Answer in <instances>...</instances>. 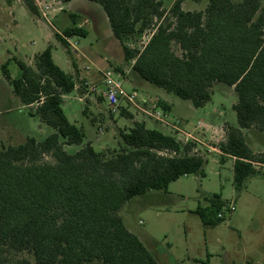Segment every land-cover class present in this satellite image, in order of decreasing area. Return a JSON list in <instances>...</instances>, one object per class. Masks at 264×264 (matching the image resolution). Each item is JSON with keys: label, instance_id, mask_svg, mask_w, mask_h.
<instances>
[{"label": "trees", "instance_id": "1", "mask_svg": "<svg viewBox=\"0 0 264 264\" xmlns=\"http://www.w3.org/2000/svg\"><path fill=\"white\" fill-rule=\"evenodd\" d=\"M88 1L102 7L120 42L154 29L143 49L123 46L125 60L134 61V71L152 85L196 108L212 100L215 83L234 87L239 127L227 128L229 140L219 149L235 158L233 183L241 192L264 166V152L254 153L242 132L264 133L262 1L210 0L200 11L184 10L183 0L169 9L162 0ZM25 4L39 14L35 0ZM70 16L73 25L56 34L68 51L66 38L88 34L78 27L79 17ZM52 50L38 55L35 67L14 58L18 79L11 78L8 62L2 68L15 95L25 106L35 105L32 115L55 132L16 146L0 142V264H33L25 254L37 264H160L120 211L137 196L167 192L183 176H204L206 159L196 143L183 144L144 122L120 131V147L111 156L85 143V132L62 106L63 96L76 89L75 78L56 64ZM66 146L82 147L71 153ZM225 205L214 194L209 208L197 213L205 224H219Z\"/></svg>", "mask_w": 264, "mask_h": 264}, {"label": "rangeland", "instance_id": "2", "mask_svg": "<svg viewBox=\"0 0 264 264\" xmlns=\"http://www.w3.org/2000/svg\"><path fill=\"white\" fill-rule=\"evenodd\" d=\"M172 1L174 0H164L165 8L171 5ZM209 1L183 0V7L186 11L205 10ZM233 1L239 3L243 0ZM261 1L264 5V0ZM15 12L17 27L13 24ZM62 17L66 20V25H72V20L67 12L62 13ZM11 18L12 20H9ZM50 19L54 26L63 28L53 20L52 16ZM0 24V37L4 34L6 38L3 44H0V77H3L1 65L9 58L11 61L8 70L12 78L18 79L21 75L20 68L12 59L14 55L18 56L15 46L23 47L24 51L31 49L34 53H38L51 43L54 44L53 56L56 63L66 73L73 74L72 63L76 57L75 52L73 49L71 52L68 51L61 41L54 37L53 27L37 23L36 16L28 11L25 0H0ZM153 31L154 29H150L142 34L136 33L129 36L124 42H121L122 47L126 45L134 49H143L150 40ZM16 37L19 38L16 39ZM74 41L78 42L77 46L80 50L93 51L95 57H108L114 63H120L124 59L123 49L118 43V39L116 37L109 39L107 41L111 43L109 48L103 43L105 40L95 33L93 28L86 36H75ZM174 49L178 54H181L178 46H175ZM22 54L24 57L25 54ZM32 63L34 65L35 61L33 60ZM86 64L89 65V62L84 58L78 59L80 67ZM131 79L132 84L125 83V88L130 90L138 81L136 76H131ZM231 90V87L226 84L216 86L212 101L189 117L188 129L194 130L202 121L212 122L214 116H219L216 113L217 110L227 109L231 112L232 103L238 100L236 92L234 90L231 92ZM12 96L13 88L9 81L0 83V142L16 146L26 140L20 135L45 136L46 134L41 131L38 133L35 121L30 128L28 110L18 108L17 102L15 103ZM75 96H77L76 92L68 95L67 102L71 105H65L67 117L71 122L84 128L88 139L96 138L95 149L97 151H102L108 156L113 155L115 150L120 147V131L123 130L117 124L122 127L126 120L120 114L113 116L114 114L106 104H101L100 109L94 107L88 114V109L87 113L84 112L85 104L79 102L77 98L75 99ZM170 97L177 101H183L174 94H170ZM8 107L12 112H9ZM119 108L121 109V107ZM94 114L98 115L92 119ZM234 117L236 118V114ZM113 118L116 119L117 124ZM13 120L20 129L17 134L6 132L13 128L8 127L5 123L13 122ZM92 120L96 125L92 123ZM222 120L223 118L218 117L215 122L219 124ZM225 125L227 128L230 126L227 123ZM251 135L250 133L249 137ZM209 144L212 145L206 142V146L199 150L200 155L207 161L204 167V176L193 174L181 177L170 185L167 192H160L163 195L160 199L137 196L128 202L120 213L126 220L127 226H134L137 234L146 243L148 242L146 235L150 234L181 261L186 260L187 262L188 257L192 255V251L186 244L189 241L198 255L204 256L209 249L210 252L215 253L219 261H223L227 254L231 264H259V261L260 264H264V173L250 177L245 188L241 192L237 191L233 183L232 161L223 164L220 155L208 153L206 148ZM66 148L69 152L74 153L81 147L66 146ZM165 193L169 194L165 196ZM214 194H220L226 205L234 200L236 211L229 213L222 210L224 218L219 224H205L200 214L197 213V209L209 208L210 197ZM199 205L201 207L198 208ZM25 257L29 258L33 264H37L32 255L25 254Z\"/></svg>", "mask_w": 264, "mask_h": 264}, {"label": "crops", "instance_id": "3", "mask_svg": "<svg viewBox=\"0 0 264 264\" xmlns=\"http://www.w3.org/2000/svg\"><path fill=\"white\" fill-rule=\"evenodd\" d=\"M36 6L38 7L39 14L34 15L37 18V23H43L45 26H51L53 27V35L56 37V34H61L65 28L70 27L73 25H66V20L62 17V13H68L70 19L71 14L77 15L79 17L78 20V27L86 29L88 34L90 32V29L93 28L95 33H97L101 38H103V43L110 48L111 43L107 42L109 39L115 37L112 29L109 24V20L102 9V7L96 3H93L88 0H72L70 2H64L63 0H35ZM164 2V0H162ZM175 0L172 1L171 5L166 6L167 8H171L174 4ZM45 4H52V9L50 10L49 14L46 18L42 15V9H40V6H44ZM40 5V6H39ZM165 6V4H164ZM185 10V8L183 7ZM29 11V10H28ZM30 12V11H29ZM31 13V12H30ZM16 12L13 15V24L17 27L18 22L16 18L14 17ZM32 14V13H31ZM33 15V14H32ZM50 16L53 17V20L57 21L60 26H63V28H59L58 26H54L52 24V20L50 19ZM10 18V17H9ZM9 20H12L9 19ZM72 20V19H71ZM81 20V22H80ZM1 25V24H0ZM52 29V28H51ZM87 34V35H88ZM0 37V44H3V41L6 40L4 34ZM74 37H68L66 38L69 46H70V52L73 49L75 52L76 57H74V61L72 63L73 66V74L69 73L70 75H73L76 81V89L73 92H76L77 96H75V99L77 98L79 102L85 104V110L88 109V114L91 113V110L96 107L100 109V105H104V100L100 97H98L95 93H92L90 91V87L94 86L96 88H101L103 85V75L102 73L107 69H113L116 70L117 73H120L123 76L122 79V86L127 92L136 91L138 93L139 99L137 101V104H130L127 100L122 99L119 103L118 109L116 112H114L113 116L116 114H120V116L126 120L125 123L121 126L117 124L116 119L113 118L114 122L117 124L118 127L122 128L124 131H128L129 129L133 128L135 123L137 122H144L146 126L150 129L159 130L164 134L170 135L175 137L179 142L185 144V139L192 140L194 143L197 144V153L200 154L199 150H202L203 146H206V142L211 143L212 145L207 146V152L210 154L215 153V155H220V157H224V160H221L223 164H225L227 161H232V174L234 175V162L235 158H232L230 156H225L219 149V145L221 143H227L229 140V136L227 134V127L225 123L229 124L231 127H239L237 116L234 117L236 113H234L233 106L238 102V100L232 103V111L229 112L227 109L219 111L217 110L216 113L219 114V116H214L212 122L205 123L204 121L199 122L198 125L194 128V130H189V117L193 115L194 113L198 112L199 108H196L194 104L190 100H183L177 101L170 97L171 93H168L166 90L156 87L152 85L151 83L144 80L136 71L133 69L134 61L128 62L123 60L117 63L112 62V60L108 57H95L94 52L90 50H80L78 48V42L74 41ZM19 37H16L18 39ZM57 39V38H56ZM20 40V39H19ZM18 41V40H17ZM19 42V41H18ZM35 43V42H34ZM72 44H75V47H72ZM118 43L122 47L121 42L118 40ZM52 49L54 47V44L51 43ZM48 46V47H49ZM47 47V48H48ZM45 48L44 50H46ZM132 48V47H130ZM16 52L18 56L14 55V58H18L22 61H24L26 64H28L31 67H35V64L33 65L32 61H36V57L40 55L44 50L39 51L38 53H34L31 49L28 51H24L23 47L17 48L15 46ZM123 49V47H122ZM53 51V50H52ZM10 52V51H9ZM25 56L23 57V54ZM11 53V52H10ZM20 55V57H19ZM124 56V52H123ZM84 58L89 62V65H84L83 67H80L78 65V59ZM33 59V60H32ZM54 61L56 62L54 56ZM11 58H9L7 61H5L1 65V70L5 63H10ZM57 64V63H56ZM62 68V67H61ZM3 73V70H2ZM134 74V75H132ZM131 76H136L137 84H134L132 86L133 88L127 89L125 88V83H131L132 79ZM12 78V76H11ZM13 79V78H12ZM8 81L5 78V75L3 73V77H0V83ZM219 84L224 83H215L213 87V91ZM231 87V86H230ZM232 90L235 91L234 87H231ZM231 90V92H232ZM72 92V93H73ZM71 94V93H70ZM68 95L63 96V109L66 113V107L65 105H71V103L68 101ZM176 96V95H175ZM234 96V95H233ZM15 103L17 102L18 108L20 109H26L28 110V125L30 128L33 126V121H35L37 131L38 133L41 131L45 133L46 135L43 137H38L37 135H31L28 136V134L20 135L22 138H28V137H35L38 140H43L49 135L53 134L55 130L45 124L39 116H34L32 114L36 111L35 105L25 106L21 99L15 95L13 92L12 96ZM235 98V97H233ZM238 98V96H237ZM100 100H102L100 102ZM145 101V102H144ZM212 101V100H211ZM210 101V102H211ZM149 102H157V104L162 108L164 118L158 119L154 118L153 116L148 114V103ZM161 102H164L168 107H170L169 110H165ZM209 103V102H208ZM206 103V104H208ZM205 104V105H206ZM107 105V104H106ZM204 105V106H205ZM108 106V105H107ZM121 107V109L119 108ZM9 108V107H8ZM201 108V107H200ZM9 108L8 110H10ZM126 110L128 115H124L122 111ZM9 112H12L10 110ZM8 112V113H9ZM87 113V112H86ZM99 114V113H98ZM98 114H94V119ZM67 115V114H66ZM223 118L221 123L217 124L215 122L216 118ZM69 119V118H68ZM229 121V123H228ZM14 123V124H13ZM73 123V122H72ZM93 123V120H92ZM8 127H12L13 129H8L6 132L17 134L20 132V129L18 128L17 124L15 123V120L13 122L8 121L5 123ZM75 124V123H74ZM96 125L95 123H93ZM76 125V124H75ZM78 126V125H77ZM81 128L84 132V128L82 126H78ZM3 130V129H2ZM242 132L244 134L246 143L251 148V150L254 153H261L264 152V135L263 132L257 130V129H242ZM252 134L249 137V134ZM85 143L91 142L92 145L95 148L96 145V138H87V134L85 132ZM6 144V143H5ZM8 145V144H6ZM72 148L73 146H67ZM82 147V146H79ZM202 147V148H201ZM67 149V148H66ZM68 150V149H67ZM214 155V154H213ZM259 174L264 173V166L258 167ZM188 176V175H187ZM178 181V180H177ZM172 184V183H171ZM170 187V186H169ZM169 190V189H168ZM161 191H150L146 193L145 195H142L144 197H153L156 199L162 198ZM167 194L169 193H165ZM201 207V205L198 206V208ZM122 210V209H121ZM123 217V216H122ZM124 218V217H123ZM125 223L126 220L124 219ZM127 225V224H126ZM127 228L135 233L147 246V248L152 252V254L157 258L158 262L160 264H231L228 255L225 254V258L223 261H219L218 257L215 256L214 252H210L209 249H207L206 254L203 256L202 254H197L194 251L192 243L189 241L186 242L188 248L192 251V255L188 257L187 262L186 260H180L178 259L174 253L170 252L169 250L165 249L161 244H159L154 237H152L150 234H147V243L144 239H142L136 232L134 226H127ZM253 262V260H252ZM260 264V261H259Z\"/></svg>", "mask_w": 264, "mask_h": 264}, {"label": "built area", "instance_id": "4", "mask_svg": "<svg viewBox=\"0 0 264 264\" xmlns=\"http://www.w3.org/2000/svg\"><path fill=\"white\" fill-rule=\"evenodd\" d=\"M36 2V1H35ZM40 6V5H39ZM40 11L44 18L47 17L50 10L52 9V4H45L40 6ZM72 47H75V44H72ZM103 85L101 88H96L94 86L90 87V91L95 93L98 97L102 98L104 102L108 105L112 113L116 112L118 109L119 103L122 99L127 100L130 104H137L139 99L138 93L136 91L127 92L122 86L123 76L120 73H117L116 70L107 69L103 73ZM145 102V101H144ZM148 114L154 118L162 119L164 114L162 108L157 104V102L148 103ZM193 142L189 139H185V143ZM225 211L229 213H234L236 211L235 201L233 200L228 205L224 207ZM218 218L223 219L224 214L221 212L218 214Z\"/></svg>", "mask_w": 264, "mask_h": 264}]
</instances>
